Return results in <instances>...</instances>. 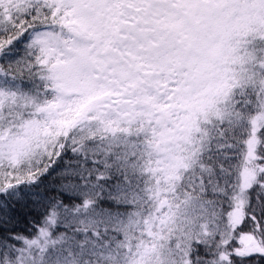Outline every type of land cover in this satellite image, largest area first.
I'll use <instances>...</instances> for the list:
<instances>
[{
    "label": "snow or ice",
    "instance_id": "snow-or-ice-1",
    "mask_svg": "<svg viewBox=\"0 0 264 264\" xmlns=\"http://www.w3.org/2000/svg\"><path fill=\"white\" fill-rule=\"evenodd\" d=\"M0 264H264V0H0Z\"/></svg>",
    "mask_w": 264,
    "mask_h": 264
}]
</instances>
